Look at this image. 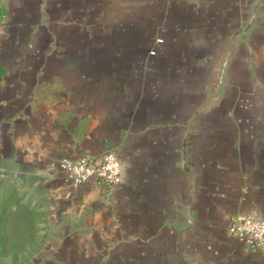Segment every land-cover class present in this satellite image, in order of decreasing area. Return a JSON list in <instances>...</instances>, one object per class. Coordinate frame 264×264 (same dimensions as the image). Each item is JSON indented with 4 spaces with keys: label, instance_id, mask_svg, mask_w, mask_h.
I'll use <instances>...</instances> for the list:
<instances>
[{
    "label": "crops",
    "instance_id": "crops-1",
    "mask_svg": "<svg viewBox=\"0 0 264 264\" xmlns=\"http://www.w3.org/2000/svg\"><path fill=\"white\" fill-rule=\"evenodd\" d=\"M0 15V182L40 233L10 264H264L228 232L264 218V0H0ZM107 150L119 184L64 181L60 160Z\"/></svg>",
    "mask_w": 264,
    "mask_h": 264
},
{
    "label": "built area",
    "instance_id": "built-area-1",
    "mask_svg": "<svg viewBox=\"0 0 264 264\" xmlns=\"http://www.w3.org/2000/svg\"><path fill=\"white\" fill-rule=\"evenodd\" d=\"M5 21V16L0 15V28ZM156 41L162 42L161 39ZM150 54L153 55L154 51ZM58 164L64 172V181L73 187L89 181L112 187L122 180L121 161L113 150H107L100 157L84 153L75 159L60 160ZM228 232L242 242L248 250L264 258V218L241 214L231 223Z\"/></svg>",
    "mask_w": 264,
    "mask_h": 264
},
{
    "label": "rangeland",
    "instance_id": "rangeland-1",
    "mask_svg": "<svg viewBox=\"0 0 264 264\" xmlns=\"http://www.w3.org/2000/svg\"><path fill=\"white\" fill-rule=\"evenodd\" d=\"M27 203L21 192L0 182V264H10L7 258L22 249V242L39 239V213L30 211Z\"/></svg>",
    "mask_w": 264,
    "mask_h": 264
}]
</instances>
